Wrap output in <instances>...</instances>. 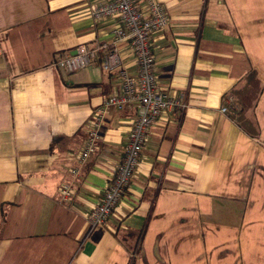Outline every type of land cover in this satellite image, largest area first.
Returning <instances> with one entry per match:
<instances>
[{"label": "crops", "instance_id": "0c3cea01", "mask_svg": "<svg viewBox=\"0 0 264 264\" xmlns=\"http://www.w3.org/2000/svg\"><path fill=\"white\" fill-rule=\"evenodd\" d=\"M104 1L0 0V264H264V0H159L154 74L183 106L149 126L121 199L90 227L136 115L107 107L80 159L119 89L100 45L121 21L91 13ZM79 44L96 57L58 66ZM115 47L135 72L130 37Z\"/></svg>", "mask_w": 264, "mask_h": 264}, {"label": "built area", "instance_id": "2783aa9c", "mask_svg": "<svg viewBox=\"0 0 264 264\" xmlns=\"http://www.w3.org/2000/svg\"><path fill=\"white\" fill-rule=\"evenodd\" d=\"M138 1L106 0L95 4L91 10L95 18L115 16L121 21V25L113 29L114 40L100 45L104 51L101 65L105 70L116 72L119 89L108 95L103 100V107L97 108L91 116L80 159L84 160L94 152L107 107L122 108L133 103L136 105V115L130 125L114 174L91 210L90 227L105 223L121 199L139 161L149 126L161 111L183 106L176 97L159 87L154 74L155 57L150 36L153 31L165 28L169 20L168 13L159 0H142L144 7H140ZM124 37H130L131 40L137 63L135 72L123 67L115 47V39ZM96 52L97 47L79 44L74 53L58 59L57 65L72 71L89 64L96 57ZM227 107L225 105L221 109L226 110ZM72 172L75 174L77 170L73 169ZM72 189V181L66 179L60 187L62 199L67 200L72 194Z\"/></svg>", "mask_w": 264, "mask_h": 264}, {"label": "trees", "instance_id": "16d2710c", "mask_svg": "<svg viewBox=\"0 0 264 264\" xmlns=\"http://www.w3.org/2000/svg\"><path fill=\"white\" fill-rule=\"evenodd\" d=\"M1 213H2V208H1Z\"/></svg>", "mask_w": 264, "mask_h": 264}]
</instances>
